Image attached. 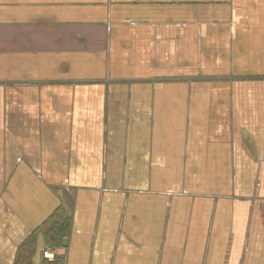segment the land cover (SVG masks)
<instances>
[{
    "label": "crops",
    "instance_id": "crops-1",
    "mask_svg": "<svg viewBox=\"0 0 264 264\" xmlns=\"http://www.w3.org/2000/svg\"><path fill=\"white\" fill-rule=\"evenodd\" d=\"M30 240L264 264V0H0V264Z\"/></svg>",
    "mask_w": 264,
    "mask_h": 264
},
{
    "label": "trees",
    "instance_id": "trees-1",
    "mask_svg": "<svg viewBox=\"0 0 264 264\" xmlns=\"http://www.w3.org/2000/svg\"><path fill=\"white\" fill-rule=\"evenodd\" d=\"M69 221L60 213H57L51 217V219L45 224L44 233L47 239V243L51 248L60 247L63 239L68 232ZM32 240L28 241L21 247L16 264H29L30 256L32 252ZM50 264H62V257H55Z\"/></svg>",
    "mask_w": 264,
    "mask_h": 264
},
{
    "label": "built area",
    "instance_id": "built-area-1",
    "mask_svg": "<svg viewBox=\"0 0 264 264\" xmlns=\"http://www.w3.org/2000/svg\"><path fill=\"white\" fill-rule=\"evenodd\" d=\"M42 254L47 259H52L53 256H54L53 250L52 249H49V248L44 249Z\"/></svg>",
    "mask_w": 264,
    "mask_h": 264
},
{
    "label": "water",
    "instance_id": "water-1",
    "mask_svg": "<svg viewBox=\"0 0 264 264\" xmlns=\"http://www.w3.org/2000/svg\"><path fill=\"white\" fill-rule=\"evenodd\" d=\"M66 241H64V243H65Z\"/></svg>",
    "mask_w": 264,
    "mask_h": 264
}]
</instances>
